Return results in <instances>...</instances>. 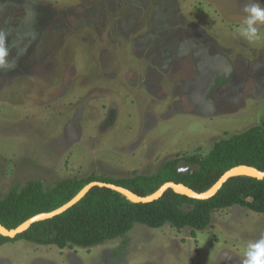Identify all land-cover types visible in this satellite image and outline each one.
<instances>
[{"label": "rangeland", "instance_id": "obj_1", "mask_svg": "<svg viewBox=\"0 0 264 264\" xmlns=\"http://www.w3.org/2000/svg\"><path fill=\"white\" fill-rule=\"evenodd\" d=\"M264 0H0V196L92 173H153L264 124ZM124 237L63 249L17 239L0 264H242L264 212L233 205L203 230L135 223Z\"/></svg>", "mask_w": 264, "mask_h": 264}, {"label": "trees", "instance_id": "obj_2", "mask_svg": "<svg viewBox=\"0 0 264 264\" xmlns=\"http://www.w3.org/2000/svg\"><path fill=\"white\" fill-rule=\"evenodd\" d=\"M180 160L199 167L181 173L177 168ZM240 164L264 171V124L216 140L204 156L170 158L153 173L133 172L119 178L92 173L82 178H65L48 189L41 180H29L24 186L13 187L7 195L0 196V223L9 230L14 229L35 214L62 206L91 181L113 183L139 196L154 193L167 181L182 183L201 193L209 190L225 171ZM184 203L192 209L182 210ZM233 205L264 212V177L232 176L206 199L191 198L169 188L151 202H132L114 189L94 186L64 212L32 223L15 237L0 233V245L25 239L60 249L90 248L118 237L126 241L125 235L135 223L152 228L169 223L176 230L184 227L203 230L210 224L213 212Z\"/></svg>", "mask_w": 264, "mask_h": 264}, {"label": "water", "instance_id": "obj_3", "mask_svg": "<svg viewBox=\"0 0 264 264\" xmlns=\"http://www.w3.org/2000/svg\"><path fill=\"white\" fill-rule=\"evenodd\" d=\"M199 166L196 164H187L184 160H180L178 162L177 168L178 171L181 173H185L186 171L190 170L191 172L195 169H197ZM240 174H245V175H250L254 176L257 178H263L264 177V171L258 170L257 168L253 166H248L244 164H240L237 166H234L227 171H225L219 179L215 182V184L207 191L197 193L190 187L182 184V183H175L172 181H167L163 183L154 193L146 196H139L136 193L130 191L129 189L109 183V182H102V181H91L88 184H86L71 200L63 204L62 206L50 211V212H41L38 214H35L22 222L20 225H18L14 229H7L0 223V233L4 236L13 238L17 234L25 231L26 229L29 228V226L37 221L44 220L47 218H51L55 215H58L62 212H64L66 209L74 205L76 202H78L92 187L94 186H100V187H108L111 189H114L121 194H123L127 199H129L132 202H151L155 199H158L165 190L171 188L173 191L181 194H185L191 198H196V199H206L211 196H213L217 190L221 187V185L230 177L235 176V175H240ZM184 211H189L192 208L188 207L187 204H183L180 207Z\"/></svg>", "mask_w": 264, "mask_h": 264}, {"label": "clouds", "instance_id": "obj_4", "mask_svg": "<svg viewBox=\"0 0 264 264\" xmlns=\"http://www.w3.org/2000/svg\"><path fill=\"white\" fill-rule=\"evenodd\" d=\"M243 11L247 14L244 21L245 27L241 29V36L249 41L258 38L257 24L264 25V7L259 3H246ZM8 55L7 49L4 47V37L0 35V70H11L15 67V63L6 59ZM242 264H264V238L248 245L245 253V259Z\"/></svg>", "mask_w": 264, "mask_h": 264}]
</instances>
